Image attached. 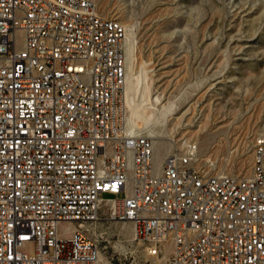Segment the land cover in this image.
<instances>
[{"label": "built area", "instance_id": "obj_1", "mask_svg": "<svg viewBox=\"0 0 264 264\" xmlns=\"http://www.w3.org/2000/svg\"><path fill=\"white\" fill-rule=\"evenodd\" d=\"M125 36L97 0H0V264H98L111 221L161 264H264V135L247 175L191 141L158 167L127 126Z\"/></svg>", "mask_w": 264, "mask_h": 264}, {"label": "rangeland", "instance_id": "obj_2", "mask_svg": "<svg viewBox=\"0 0 264 264\" xmlns=\"http://www.w3.org/2000/svg\"><path fill=\"white\" fill-rule=\"evenodd\" d=\"M97 3L104 16L125 24V53L128 38L137 58L135 71L144 68L151 94L162 97L158 108L169 101L177 104L166 119L157 116L146 126L143 118L138 120V132L154 141L155 163L159 153L181 151L191 141L198 146L199 166L216 173L250 174L254 141L264 135V0ZM144 106L149 113L150 103ZM149 126L157 132H149ZM160 142L164 148L159 151ZM110 196L115 195L105 194ZM105 225L110 226L100 237V253L107 264H131L126 251L132 249V264L164 262L148 256L137 241H125L134 236L131 221Z\"/></svg>", "mask_w": 264, "mask_h": 264}, {"label": "bare ground", "instance_id": "obj_3", "mask_svg": "<svg viewBox=\"0 0 264 264\" xmlns=\"http://www.w3.org/2000/svg\"><path fill=\"white\" fill-rule=\"evenodd\" d=\"M128 33L129 32H127V35H128ZM129 38H130V36H129ZM130 40H131V38H130ZM136 59L137 58L134 54L133 46L127 38V54H126L127 76H126V85H125V103H126V107H127V126H128V129L134 133L138 132L137 127H139L138 120L140 118H143L144 124L146 126V125L150 124L154 119H157V116H162L164 119H166L168 117V115L170 113H172L177 107V104L175 101H169L167 104H165V103L162 104L161 109L158 108V104L162 103V97L160 95L154 96L151 94L150 84L152 82L150 84L147 83L146 79H147L148 75H147L144 68H143L144 70L139 69L140 70L139 72L135 71ZM145 62H144V64H145ZM141 65H142V63H141ZM145 103H150V105L152 107L151 110L148 111L149 113L145 112V110H147V108L145 109V106H144ZM158 120H160V119H158ZM143 127H144V125H143ZM149 132L154 134L157 131L155 130V128L153 126H149ZM204 141H205L204 142L205 145H207L208 139L206 138V139H204ZM163 148H164V143L160 142L158 144L159 151L162 150ZM164 157L165 156L163 154H161V153L158 154L157 161H156L158 167H160ZM71 225L74 228L81 227L80 224H76V223H72ZM133 228L135 230L134 223H133ZM98 264H107V259L103 255V253L99 254Z\"/></svg>", "mask_w": 264, "mask_h": 264}]
</instances>
